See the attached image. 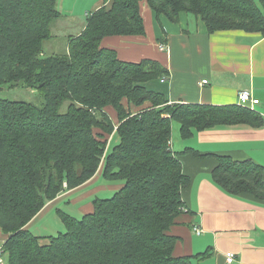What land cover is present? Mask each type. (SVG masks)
<instances>
[{
  "label": "trees",
  "instance_id": "16d2710c",
  "mask_svg": "<svg viewBox=\"0 0 264 264\" xmlns=\"http://www.w3.org/2000/svg\"><path fill=\"white\" fill-rule=\"evenodd\" d=\"M143 1L173 24L182 13L201 19L210 35L264 36L263 0H103L87 13L82 33L69 38L67 52L47 55L51 26L62 16L59 0H0V94L24 88L43 100L0 97L5 264H193V257L174 256L177 239L168 233L191 182L171 149L173 122L189 139L193 129L261 127L264 117L238 104H170L149 85L168 76L167 68L153 59L122 61L103 48L106 37L145 35ZM112 136L118 142L106 155ZM103 161L104 180L123 184L118 192L93 200V212L82 217L58 210L66 231L57 236L27 228L48 202L92 179ZM217 161L219 186L264 200L262 166L227 156Z\"/></svg>",
  "mask_w": 264,
  "mask_h": 264
},
{
  "label": "crops",
  "instance_id": "0c3cea01",
  "mask_svg": "<svg viewBox=\"0 0 264 264\" xmlns=\"http://www.w3.org/2000/svg\"><path fill=\"white\" fill-rule=\"evenodd\" d=\"M99 4L96 9L103 0ZM140 11L145 35L106 37L101 46L114 50L122 61L153 59L167 68L168 81L149 85L164 94L170 104L237 105L239 92L249 90L259 100L255 110L264 117L263 35L238 30L210 35L201 19L182 13L179 22L173 24L165 16L158 18L146 1L141 3ZM161 43L166 44L167 51H160ZM171 135V149L191 180L182 192L186 211L168 232L177 239L174 256L193 257V264H264V200L247 192L231 194L213 178L217 156L251 161L264 169V125L193 129L191 138L184 139L180 123L173 122ZM113 136L106 155L118 142ZM103 170L104 161L86 184L48 202L27 228L36 235L50 237L63 229L58 210L77 218L72 210L81 217L92 213L93 200L118 192L123 186L118 180L104 181ZM195 227L203 231L201 235L194 232ZM5 239L0 229V248ZM207 252L209 255L204 256ZM230 253L235 256L232 263L227 261ZM199 255L204 258L195 257Z\"/></svg>",
  "mask_w": 264,
  "mask_h": 264
},
{
  "label": "rangeland",
  "instance_id": "374dc122",
  "mask_svg": "<svg viewBox=\"0 0 264 264\" xmlns=\"http://www.w3.org/2000/svg\"><path fill=\"white\" fill-rule=\"evenodd\" d=\"M100 2H102V0H59L58 8L62 13V16L59 19L55 20L51 26L52 33L55 37L45 42V53L47 55H60L67 52L69 38L76 37L80 33V29L85 28L84 26L86 25L87 20L86 13L95 11L96 5H98ZM101 4H99V6ZM72 11L75 12L76 15H73ZM190 18L195 17L191 16ZM0 97L10 100L27 101L35 105H41L43 101L37 92H32L24 88L9 89L8 87H5L0 94ZM66 108L67 104L63 106L61 111H66ZM174 124L178 123L174 122ZM116 140L118 139L116 138ZM115 145L116 144L114 143L110 150ZM115 192L105 198L112 197ZM72 212L74 213V215L81 217L76 211L72 210ZM65 231L66 228L63 224V229L61 230V232L64 233ZM59 233L60 232H54L51 235L57 236Z\"/></svg>",
  "mask_w": 264,
  "mask_h": 264
},
{
  "label": "built area",
  "instance_id": "2783aa9c",
  "mask_svg": "<svg viewBox=\"0 0 264 264\" xmlns=\"http://www.w3.org/2000/svg\"><path fill=\"white\" fill-rule=\"evenodd\" d=\"M159 49L162 52L167 51L166 44L161 43L159 45ZM168 80L169 79L167 78V76L166 77H163L161 79L162 82H166ZM203 83H207V81H204ZM238 99H239V104L238 105H240L242 107H245V108L252 109V110H255V106L257 104H259V100H257L256 98H254L252 96L251 91H249V90H242L241 92H239V98ZM184 211H186V208H184ZM194 232L197 235H201L203 231L200 228L195 227V231ZM227 261L229 263H232L233 261H235L234 254H231V253L230 254H227ZM0 264H5V261H4L3 257H2V249L1 248H0Z\"/></svg>",
  "mask_w": 264,
  "mask_h": 264
}]
</instances>
